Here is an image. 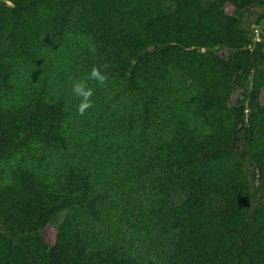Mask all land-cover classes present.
Returning <instances> with one entry per match:
<instances>
[{"label":"trees","instance_id":"obj_1","mask_svg":"<svg viewBox=\"0 0 264 264\" xmlns=\"http://www.w3.org/2000/svg\"><path fill=\"white\" fill-rule=\"evenodd\" d=\"M262 19L264 0H0V264H264ZM93 66L81 116L66 74Z\"/></svg>","mask_w":264,"mask_h":264},{"label":"clouds","instance_id":"obj_2","mask_svg":"<svg viewBox=\"0 0 264 264\" xmlns=\"http://www.w3.org/2000/svg\"><path fill=\"white\" fill-rule=\"evenodd\" d=\"M108 65H103V68H107ZM71 90L75 98H78L79 103L77 105L78 115L83 116L88 109L93 107L92 97L94 95V89L89 86L88 81L94 80L98 85H105L108 77L102 72L101 68L93 66L87 77L84 79H77L71 77Z\"/></svg>","mask_w":264,"mask_h":264},{"label":"rangeland","instance_id":"obj_3","mask_svg":"<svg viewBox=\"0 0 264 264\" xmlns=\"http://www.w3.org/2000/svg\"><path fill=\"white\" fill-rule=\"evenodd\" d=\"M226 11L228 13H234V14H237L239 11L233 9L231 6L227 5L226 6ZM259 26L262 30V35L264 37V19H262L260 22H259ZM62 61L64 62V59L62 58ZM59 65L62 66V63H60ZM64 65V69L65 68H68L65 66V64L63 63ZM59 66V67H61ZM57 71H60L59 68L57 69ZM72 76H70V74L67 72L66 74V80L68 82H71V78ZM26 78H31V77H28L26 76ZM261 101L264 103V91H262L261 93ZM65 151V149L63 150ZM65 155L67 156L66 152H64ZM38 159V153H32L31 151L30 152H27L25 155H24V161H29V162H32V160H36ZM62 160H64V158L62 157ZM176 194V193H175ZM56 226L52 225V224H49L47 225L46 227H44V229L42 230V235L45 239V241L51 245L53 244L54 240H55V237H56Z\"/></svg>","mask_w":264,"mask_h":264},{"label":"built area","instance_id":"obj_4","mask_svg":"<svg viewBox=\"0 0 264 264\" xmlns=\"http://www.w3.org/2000/svg\"><path fill=\"white\" fill-rule=\"evenodd\" d=\"M258 32H259V29H258V28H255V29H254V33H255V37H256V38L258 37V34H259Z\"/></svg>","mask_w":264,"mask_h":264}]
</instances>
